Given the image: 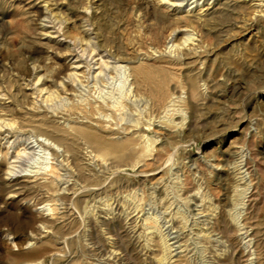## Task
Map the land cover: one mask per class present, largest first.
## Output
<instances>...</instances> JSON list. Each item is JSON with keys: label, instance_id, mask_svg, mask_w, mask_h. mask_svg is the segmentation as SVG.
<instances>
[{"label": "rangeland", "instance_id": "rangeland-1", "mask_svg": "<svg viewBox=\"0 0 264 264\" xmlns=\"http://www.w3.org/2000/svg\"><path fill=\"white\" fill-rule=\"evenodd\" d=\"M194 1L0 0V264H264V0Z\"/></svg>", "mask_w": 264, "mask_h": 264}, {"label": "bare ground", "instance_id": "bare-ground-1", "mask_svg": "<svg viewBox=\"0 0 264 264\" xmlns=\"http://www.w3.org/2000/svg\"><path fill=\"white\" fill-rule=\"evenodd\" d=\"M199 1L200 0H195L192 4H191V6L192 5H195L192 9H190V10H188L187 11V16L189 17V18H194V19H197V20H199V19H201V18H204V17H206L207 15H209V14H212V13H215V12H217L219 9H220V7L221 6H223L225 3H223V4H221V5H219V7H217V8H215V7H210V6H207L206 7V5H201V3H199ZM202 1V0H201ZM207 1V0H206ZM206 1H204V3H206ZM240 1V0H239ZM243 1H245V0H243ZM259 1V0H258ZM175 6H176V4H174ZM255 7V6H254ZM261 7V6H260ZM264 7V6H263ZM261 13V12H260ZM173 46V45H172ZM174 47V46H173ZM182 50V49H181ZM88 54V53H87ZM77 60V59H76ZM76 62V61H75ZM108 64V63H107ZM84 65V64H83ZM103 65V64H102ZM95 66V65H94ZM101 66V65H100ZM73 68H75V72L72 74V76L69 74L68 75V77H69V79L71 80L72 79V77L73 78H75V76H77V70H79L80 68H81V66H80V64L78 63V65H76L75 67H73ZM95 68V67H94ZM124 69V68H123ZM126 69V68H125ZM129 69V68H128ZM93 70V69H92ZM99 71H101V69L99 70ZM102 71H103V69H102ZM130 71H131V69H130ZM72 73V72H71ZM89 74H91V73H89ZM80 75V74H79ZM97 77V76H96ZM95 78V77H94ZM68 79V80H69ZM75 79H77V78H75ZM74 79V80H75ZM67 80V81H68ZM69 80V81H70ZM128 80V79H127ZM76 82V81H75ZM71 83V82H70ZM66 84V83H65ZM74 84V83H73ZM73 88V87H72ZM99 104V103H98ZM103 106V107H102ZM104 106L105 107H109V105L108 104H105V103H102L101 105H99V108H101V110H100V117L98 118L99 119V122H96V124H100L101 122H106V123H109V121H107V117H109V115H107L106 113H105V111H107L106 109L107 108H104ZM97 107V106H96ZM109 109H110V107H109ZM96 111H98V109H96ZM95 114V113H94ZM63 117V116H62ZM79 119V118H78ZM83 120V119H82ZM95 124V125H96ZM111 125V124H110ZM86 138L88 139V140H90L91 142H93L94 144H96V145H98V146H102V147H104V146H106V143L103 141V140H101V139H99L97 136H93V135H91V134H88V135H86ZM82 141V140H81ZM57 147V146H56ZM101 148V147H100ZM61 149V148H60ZM59 149V150H60ZM90 149H91V147H90ZM106 149V148H105ZM109 151H110V149H109ZM96 154V153H95ZM236 154V153H235ZM238 155V154H237ZM99 156V155H98ZM247 165V164H246ZM249 165V164H248ZM243 169V168H242ZM245 169H247V168H245ZM250 170V169H249ZM249 172V171H248ZM245 173H246V171H245ZM250 174V173H249ZM250 233V232H249ZM252 235V234H251ZM250 236V235H249ZM247 237V236H246ZM251 238H252V236H251ZM250 240V239H249ZM253 240V239H252ZM255 241V240H254ZM252 245H253V243H252ZM251 251V250H250ZM249 261H252V260H249ZM249 264H251L250 262H249Z\"/></svg>", "mask_w": 264, "mask_h": 264}]
</instances>
